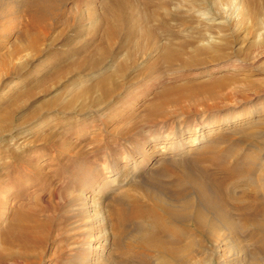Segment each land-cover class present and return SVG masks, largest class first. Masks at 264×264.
<instances>
[{
  "label": "rangeland",
  "instance_id": "374dc122",
  "mask_svg": "<svg viewBox=\"0 0 264 264\" xmlns=\"http://www.w3.org/2000/svg\"><path fill=\"white\" fill-rule=\"evenodd\" d=\"M249 1L128 0L118 24L109 0H0V264H264V6ZM216 148L260 188L235 171L230 202L211 194L202 225L173 224L175 256L144 248L125 207L155 196L185 213L172 191ZM21 211L49 228L8 239Z\"/></svg>",
  "mask_w": 264,
  "mask_h": 264
},
{
  "label": "bare ground",
  "instance_id": "6f19581e",
  "mask_svg": "<svg viewBox=\"0 0 264 264\" xmlns=\"http://www.w3.org/2000/svg\"><path fill=\"white\" fill-rule=\"evenodd\" d=\"M107 1V0H106ZM114 6H116V8L114 7L115 11H111V8H110V11L111 12H115V15H114V18L115 21L117 22L118 21V24L121 22H123V11L126 10V8H128V3L127 1L128 0H109ZM130 1V0H129ZM259 0H250L249 2L253 3V4H257ZM262 2V5L264 6V0H261ZM111 4V6H112ZM109 5V7H111ZM113 7V6H112ZM148 7V6H147ZM150 7V6H149ZM113 9V8H112ZM117 9V10H116ZM129 9V8H128ZM109 10V8H108ZM134 11V9H133ZM137 11V10H136ZM135 11V12H136ZM110 13V12H109ZM132 13V11H131ZM137 13V12H136ZM136 13H132L133 14H136ZM114 13H112L111 15L113 16ZM130 14V13H128ZM110 15V16H111ZM110 16L108 18H110ZM111 16V17H112ZM148 17V15H146ZM126 17V16H125ZM133 17V16H132ZM104 18V17H103ZM105 20V19H104ZM141 20V19H139ZM107 21V20H106ZM110 21V20H109ZM114 21V23H116ZM147 21V19H146ZM105 22V21H104ZM215 22V21H214ZM108 23V22H107ZM106 23V24H107ZM124 23V22H123ZM123 23H122V26H123ZM117 24V23H116ZM121 24V23H120ZM141 24V23H140ZM111 25V24H110ZM218 25V24H217ZM220 25V24H219ZM113 27L114 25H111L108 29V27L106 26L107 28V31H106V37H109V35L111 34V36L114 34L112 32L113 30ZM116 27V26H115ZM105 28V29H106ZM120 30L122 29L121 27H119ZM34 29V28H33ZM119 30V31H120ZM133 30V29H132ZM140 30V29H139ZM115 32V31H114ZM142 32V31H141ZM105 33V32H104ZM113 33V34H112ZM118 32L115 33V35L117 34ZM38 34V33H37ZM129 34V32H128ZM131 34V33H130ZM132 35H135L134 33ZM118 36V35H116ZM120 36V35H119ZM136 36V35H135ZM31 37V36H30ZM114 37V35L112 36V38ZM129 37H131V35H129ZM133 37V36H132ZM111 38V37H110ZM105 39V38H104ZM107 39V38H106ZM32 41V40H31ZM130 42V41H129ZM126 43V42H125ZM36 46V45H35ZM95 48V47H94ZM84 49V48H83ZM99 49V47H98ZM106 50V49H105ZM93 52V51H92ZM91 52V53H92ZM90 53V54H91ZM101 53V52H100ZM105 54V53H104ZM95 55V54H94ZM97 57V56H96ZM105 57V56H104ZM108 57V56H107ZM95 58V57H94ZM101 60L103 61L104 58L102 59H98V60H94V62H92L91 64H89L90 68L92 69H95L96 67H98L99 64H101ZM78 63V62H77ZM2 64V63H1ZM3 67V66H1ZM0 67V68H1ZM63 67V66H61ZM25 69L27 67H24ZM23 68V69H24ZM22 69V68H21ZM59 69V68H58ZM17 70V69H15ZM82 70V69H81ZM96 70V69H95ZM26 71V70H24ZM57 72H61V70H58ZM213 71H211L212 73ZM23 73V72H22ZM17 76V74H15ZM58 75V74H57ZM116 76V75H114ZM104 80V79H103ZM112 81H110L111 83ZM106 79L101 82V87L104 88V90H102V92L104 91V94L105 96H109L111 95V92L109 91V89H106ZM100 85V84H98ZM97 85V86H98ZM224 85V83H218L217 86L218 87H222ZM41 87V86H40ZM111 87V86H110ZM179 87V86H178ZM224 87V86H223ZM96 88V87H95ZM187 88V87H186ZM210 88V87H209ZM169 89V88H167ZM180 89V88H179ZM197 89V88H196ZM170 90H172L170 88ZM188 90V89H187ZM215 88L214 89H208L209 92H214ZM101 91V90H100ZM173 91V90H172ZM181 91V90H180ZM183 91V89H182ZM46 90L43 91V93H45ZM87 92V91H86ZM185 92V91H184ZM183 92V93H184ZM189 94L191 91H187ZM194 92V90L192 91ZM197 92V91H196ZM179 93V92H178ZM205 93V92H204ZM208 93V92H207ZM176 94V93H174ZM186 94V93H185ZM191 94H195L194 93H191ZM189 95V96H192V95ZM199 94V93H198ZM201 94V93H200ZM186 96V95H185ZM188 96V97H189ZM195 96V95H194ZM21 98H26L28 100V97H31V93L30 92H25V93H22L20 95ZM183 97V94L181 95H177L176 98H182ZM79 98V97H78ZM172 98L171 94H163L160 98H159V104L157 103L156 105H151L150 107V112L155 113L154 112L155 110H157L158 108H160L161 106L165 105L167 102H169V100ZM175 99V98H174ZM184 99V98H183ZM174 101V100H173ZM171 102V101H170ZM178 103V102H177ZM53 104H49L47 107H45V109L47 110H44L45 112H51L54 108H53ZM52 109V110H51ZM9 111V110H8ZM12 111V110H11ZM44 111L42 113H44ZM158 112V111H157ZM3 116V115H2ZM7 116V115H6ZM10 116V115H9ZM148 120H151V119H148ZM147 122V121H146ZM149 122V121H148ZM150 123V122H149ZM232 143V142H231ZM181 149H182V146H180ZM180 149V150H181ZM242 150V149H241ZM148 151H152V149H149ZM206 153V152H205ZM232 153V152H231ZM231 153L229 150H224L223 151H220L219 148H216L215 150L214 149H210L208 154L209 157L207 158H203V155L202 156H199L194 159V163L196 165V167L199 166V168L201 167V164H198L199 162H201V160L203 159H206L205 162L209 163V166L210 168L208 169H212V166L215 168V171L214 172H210V170L208 169H201L200 171V174L198 175V180H192L191 176H186L185 177V180H183V183H181L180 187H179V190L178 191H172V192H175L174 195H176L177 193V196L179 197V200H183L181 202L182 204V208L184 209L183 211H185V213L179 215L177 214V210L175 208L177 207H172L170 206L169 204L165 203L163 200H159L157 197L155 196H147V202H142L141 204L137 203L138 201L136 202H132V203H129L127 205V207H125V210H124V213H125V217H124V220L123 222H121V224H127L129 221L127 220H133V221H137L139 223V225L141 226V228H145V230L147 232H149L148 236L145 237V239H143L144 241L141 242V244L145 245L146 246H143L144 248H151V249H154V251H158V252H161L162 254H168V255H171L172 256H175L176 254V249L174 248L176 245H178V243H174V246L173 244H171L170 241H168V237H170L171 235L175 236L179 242H182L183 241V234L181 236V233L176 232L175 228L173 229L172 226L173 224L175 223L176 225V222L179 223V221L183 220V219H194V220H197V224L200 226L203 224V220H204V212H205V209L207 206H209L211 203H212V200L209 198V196H211V194L213 195V197L215 198V200L217 201V203H223V202H230V200L232 199L231 196H233L231 194H229L228 192V186H227V183H228V179L232 178L231 176L234 175L235 171L239 172L238 174V177L240 179H244L246 180L247 182L250 183V185H253L255 184L253 187H251L252 190H257L259 189L260 187L256 185V183L258 184V182H260V179L259 178L258 180L255 179V181L251 180V175L252 174V170H253V167L251 169H243L240 168L239 165L235 164H231L229 162V159L231 158ZM235 154V153H234ZM250 154V153H249ZM207 155V154H206ZM234 156V155H233ZM238 156V155H237ZM236 156V157H237ZM248 156V155H247ZM234 158V157H233ZM243 158V157H242ZM250 158V157H249ZM244 159H247V158H243ZM234 160V159H233ZM248 160V159H247ZM246 160V161H247ZM238 161V160H237ZM236 161V162H237ZM234 162V161H233ZM239 162V161H238ZM245 162V161H244ZM248 162V161H247ZM251 162V161H250ZM240 163V162H239ZM245 164V163H244ZM252 164V163H251ZM254 164V163H253ZM256 164V163H255ZM188 166V165H187ZM252 166V165H251ZM203 167H206V166H203ZM208 167V166H207ZM206 167V168H207ZM255 168V167H254ZM177 171V170H176ZM193 171V170H192ZM236 172V173H237ZM204 175H203V174ZM190 175V174H189ZM256 176V175H255ZM264 176V175H263ZM236 177H233V179H235ZM238 178V179H239ZM243 180V181H244ZM239 181V180H237ZM262 181V179H261ZM242 182V180H241ZM244 183V182H243ZM229 184V183H228ZM186 185V186H185ZM190 185H192L190 188L195 191L199 194V200H197L199 203L197 206V210L194 212V211H190L192 208H193V202H191L190 200H186L184 202V196H185V193L184 191L186 190H183V188H187L189 187ZM249 184H247L248 186ZM177 188H178V185H176ZM175 187V185H174ZM249 187V186H248ZM230 188V187H229ZM264 189V188H263ZM172 190V189H171ZM247 191V190H246ZM189 191L187 190V193ZM245 193V192H244ZM170 194V193H169ZM172 195V194H171ZM9 196V195H8ZM9 198V197H8ZM177 199V198H175ZM226 199V200H225ZM249 199H253L252 196L249 197ZM137 200V199H136ZM174 200V199H173ZM253 201V200H251ZM3 203L2 200H0V203ZM233 202V201H232ZM173 203V202H172ZM178 203V202H177ZM176 203V204H177ZM174 204V203H173ZM213 204H216L213 203ZM230 204V203H229ZM181 206V205H180ZM248 207L245 209V212H251V211H254L256 206H255V203L254 202H249V204L247 205ZM212 207V206H211ZM182 211V210H181ZM34 213H27L26 211H21V213H19V215L17 216L16 218V221L13 223V230L12 232L9 231L8 235L10 236H7L8 239H15V240H18L20 239L21 241H25V239L27 238H35V235H36V232L41 229V228H44V229H47L48 227V223L49 222H36V223H32L31 220L35 219L34 217ZM248 214V213H247ZM250 215V214H249ZM227 216V215H226ZM36 221V220H35ZM121 221V220H120ZM145 221L147 222H150V225H147L145 223ZM183 222V221H182ZM50 224V223H49ZM49 228V227H48ZM140 228V227H139ZM145 231V232H146ZM213 233V231H212ZM211 234V233H209ZM41 237V236H40ZM138 243V242H137ZM138 245V244H137ZM141 246V245H140ZM151 246V247H150ZM174 258V257H173Z\"/></svg>",
  "mask_w": 264,
  "mask_h": 264
}]
</instances>
